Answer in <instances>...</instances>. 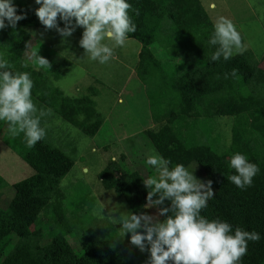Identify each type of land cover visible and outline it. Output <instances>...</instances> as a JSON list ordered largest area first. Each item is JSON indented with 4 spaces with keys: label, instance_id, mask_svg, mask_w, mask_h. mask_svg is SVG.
Wrapping results in <instances>:
<instances>
[{
    "label": "trees",
    "instance_id": "16d2710c",
    "mask_svg": "<svg viewBox=\"0 0 264 264\" xmlns=\"http://www.w3.org/2000/svg\"><path fill=\"white\" fill-rule=\"evenodd\" d=\"M128 2L138 14L129 10L136 31L127 39H136L141 45L136 73L147 89L154 122L143 134L158 153L172 162L170 167L197 163L216 189L201 215L227 221L233 231L240 227L259 233L261 238L248 242L239 264H264V91L259 88L264 86V57L258 60L247 49L228 60L221 57L211 61L218 47L208 43L215 22L201 0ZM14 4L25 18L15 28L0 29V55L15 71L30 74L32 99L38 110L51 108L87 135L95 136L104 125L94 97L99 94L98 88L90 86L91 92L82 95L66 94L56 82L63 76L67 62L54 57L57 51L50 43L35 41L30 30L45 28L35 14L36 8ZM30 48L49 61V69L29 59ZM159 54L177 62L175 73L163 64ZM47 72L53 73L54 79ZM221 118L231 119L226 151H220L217 144L221 133L208 141L202 132L203 120H214L215 124ZM7 144L34 173L11 184L14 194L7 205L0 202V264H136L135 251L126 244L114 247L107 231H83L76 237L80 243L76 249L68 237L74 227L60 228L71 219L61 188L62 179L75 164L70 155L44 138L28 148L23 133L7 139ZM237 151L259 168L252 184L244 189L227 179L235 174L228 161ZM126 157L121 155L122 159ZM149 177L138 169H125L113 158L99 173L102 185L124 197L136 214H150L144 207L148 190L143 183ZM9 186L0 174V198H5ZM164 206H170V202L166 200ZM44 223L54 226L48 241L41 227ZM15 237L18 240L14 248L7 250Z\"/></svg>",
    "mask_w": 264,
    "mask_h": 264
},
{
    "label": "rangeland",
    "instance_id": "374dc122",
    "mask_svg": "<svg viewBox=\"0 0 264 264\" xmlns=\"http://www.w3.org/2000/svg\"><path fill=\"white\" fill-rule=\"evenodd\" d=\"M201 1L209 15L213 16L214 22L220 17L230 19L243 36V47L246 50H252L256 58L262 60L264 57V0ZM13 2L26 7H39L35 0H13ZM211 3L216 5L215 8L210 7ZM58 24L60 27L64 26L63 21H58ZM30 30L35 41L38 39L45 41L46 44L50 43L57 51L54 57H57L59 61L67 62L65 64L68 68L64 66L65 68L62 69L63 76L56 82L57 85L71 96L90 93L89 87L96 86L99 94H95L94 97L98 101V110L104 117V125L95 136L87 135L51 108H47L44 119L40 120L41 126L46 130L43 138L47 143L63 150L75 160L73 168L61 181V188L66 194V206L70 211L67 215L71 219H66V225L60 228L67 225L74 227L73 233L68 237L74 242L76 249L80 247L76 237L78 238L83 231L94 233L107 231L109 234L107 239L113 242L111 244L114 247L126 244L130 247L129 249L135 251L136 264H149L150 253L132 245L130 233L122 237L120 225H114L109 217L118 216L120 212L134 211L130 209L124 197L119 196L114 190L106 189L99 179V173L104 169L109 158L117 159L127 170L138 169L145 176H156L155 168L146 164L147 155L155 148L143 134L145 129L153 127V122L147 89L136 73L141 49L139 41L127 39L123 47L114 49L113 56L107 63L100 64L84 55V50L79 45L82 27H77L67 38H62L54 28L33 27ZM104 42L111 44L107 40ZM154 49L156 50L155 47ZM33 53V48H30L28 55L31 61H33ZM159 56L163 64L175 73L174 66L177 62L163 58L161 54ZM47 73L52 77L53 73ZM259 88L264 91V86ZM229 121L231 119L224 121L221 118L220 123L214 124V120L202 122V132L206 140L214 141L215 133H221L217 143L220 151H226L229 146L231 133ZM14 137L9 134L7 124L0 121V174L10 184L5 190V198H0L4 206L14 194L11 184L34 173L33 169L7 144V139H14ZM155 151L157 152L156 149ZM122 154L127 156L126 159L121 158ZM188 168L193 169V174L198 180L207 182L197 163H191ZM211 187L214 193L216 189L212 185ZM102 206V214L105 215L103 217L98 213V209ZM113 207H117V211L110 213L109 210ZM148 209L150 215L160 220L165 218L157 216L156 206ZM51 225L44 223L41 226L47 241L54 229ZM60 228L55 227L57 230ZM17 240L18 238L15 237L7 245V250L14 248Z\"/></svg>",
    "mask_w": 264,
    "mask_h": 264
},
{
    "label": "clouds",
    "instance_id": "9594fccd",
    "mask_svg": "<svg viewBox=\"0 0 264 264\" xmlns=\"http://www.w3.org/2000/svg\"><path fill=\"white\" fill-rule=\"evenodd\" d=\"M35 3L39 5L35 9L39 21L46 29L54 28L62 38L71 36L77 27H82L79 45L84 55L100 64L107 63L114 49L123 47L128 34L136 31L129 15L132 5L128 0H35ZM132 10L138 14V10ZM58 16L64 22L63 27L58 24ZM24 18L23 13H17L13 0H0V29L6 26L15 28ZM208 43L218 45L211 61H218L221 57L228 60L236 52L246 50L237 27L226 17H220L214 23ZM32 58L41 67L49 69V61L38 52H34ZM32 88L30 74L15 71L0 55V121L7 124L10 135L23 133L28 148L34 147L46 135L40 123L46 110H38L32 99ZM228 163L235 174L227 179L240 189L250 186L259 171L255 163L238 151L230 156ZM146 164L155 168L156 176L143 181L148 190L144 207L156 206L157 216L165 218L160 220L144 212H120L118 216L109 217L114 225H120L122 237L130 233V243L150 253L149 264H239L247 252L248 242L261 238L255 231L240 227L233 231L227 221L210 220L201 215L214 193L212 182L198 180L193 169L183 163L170 167L172 162L155 149L147 155ZM166 200L170 206H164ZM102 208L98 209L101 217L105 216ZM116 211L117 207L109 210L110 213Z\"/></svg>",
    "mask_w": 264,
    "mask_h": 264
},
{
    "label": "crops",
    "instance_id": "0c3cea01",
    "mask_svg": "<svg viewBox=\"0 0 264 264\" xmlns=\"http://www.w3.org/2000/svg\"><path fill=\"white\" fill-rule=\"evenodd\" d=\"M211 4H213V3H211ZM216 6V5H215ZM206 8V7H205ZM213 8V7H212ZM215 8V7H214ZM207 10V9H206ZM211 16V18H212V20H213V16L212 15H210ZM214 21V20H213ZM152 122H153V119H152ZM152 126H154V122H153V124H152ZM6 190V189H5ZM4 193H5V191H4Z\"/></svg>",
    "mask_w": 264,
    "mask_h": 264
}]
</instances>
